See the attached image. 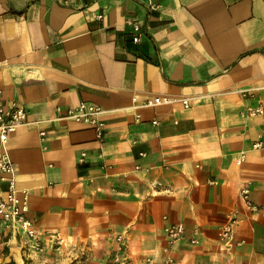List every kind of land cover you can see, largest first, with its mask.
Returning <instances> with one entry per match:
<instances>
[{
    "label": "crops",
    "instance_id": "obj_1",
    "mask_svg": "<svg viewBox=\"0 0 264 264\" xmlns=\"http://www.w3.org/2000/svg\"><path fill=\"white\" fill-rule=\"evenodd\" d=\"M155 1L0 0V103L29 111L8 147L46 246L0 227L13 248L50 259L60 237L108 257L123 235L128 264H264V212L241 197L250 182L264 203V113L246 114L264 104V0ZM159 96L176 100L149 104ZM82 100L105 110L103 139L60 117ZM180 220L168 263L166 226Z\"/></svg>",
    "mask_w": 264,
    "mask_h": 264
},
{
    "label": "built area",
    "instance_id": "obj_2",
    "mask_svg": "<svg viewBox=\"0 0 264 264\" xmlns=\"http://www.w3.org/2000/svg\"><path fill=\"white\" fill-rule=\"evenodd\" d=\"M81 1V0H73ZM150 8H157L160 6L155 0H147ZM100 14V17H103ZM130 22L134 25L136 35L134 39L136 41L141 40V33L143 25L140 22L130 19ZM176 98L169 96L157 97L149 101V104H159L165 102L175 101ZM187 105L190 104V98H181ZM60 112V117L72 118L79 121L86 122L92 125L96 131L99 139H103L106 130V121L103 117L105 110L95 104L90 103L86 100L80 101L76 106L69 107L66 111H63L61 106L58 107ZM264 113V104H259L256 106H249L246 109L247 115H257ZM137 119H141L138 115ZM29 122V111L27 107L19 102L13 101L10 104L0 103V139L2 141L3 150L0 153V227L5 228L8 231L23 233L30 240V246L38 251L45 250V239L41 235V231L38 227L37 220L31 215V193L27 188H22L18 184V179L16 175V169L14 162L11 158L9 151V141L11 133L18 130L21 126ZM155 123L159 120L155 119ZM41 135L45 137L47 131L45 129L41 130ZM254 148H261L264 146L262 140H258L253 144ZM248 151L246 149L240 152L237 158V162L242 164L247 159ZM87 156V151H83L81 155V160L84 161ZM5 183L4 187L1 185ZM252 188L251 183H245L241 188V197L246 202V205L254 211L264 212V203L256 202L251 195ZM237 217L233 216L232 219L220 228L219 234L220 238L224 241H231L233 233L235 231V223ZM187 226L182 220L170 222L166 226L167 234V245L165 250L168 252L167 262L173 263L175 257L172 255V250L174 247L185 237ZM199 233L200 229L198 227L194 228L193 235L191 237V242L194 244L199 243ZM120 241L118 247V252L115 259L118 261L121 259V253L125 249V242L123 235L117 237ZM63 239L60 237L55 238V243H62ZM149 263L153 262L149 259Z\"/></svg>",
    "mask_w": 264,
    "mask_h": 264
},
{
    "label": "rangeland",
    "instance_id": "obj_3",
    "mask_svg": "<svg viewBox=\"0 0 264 264\" xmlns=\"http://www.w3.org/2000/svg\"><path fill=\"white\" fill-rule=\"evenodd\" d=\"M61 244V243H60ZM56 250H52L50 259L39 255H28L20 248H13L0 239V263L15 260L17 264H128V252L121 253V259L116 260L118 249L111 251L108 257L95 256L92 244L85 245L81 252L73 249H59V243H55ZM58 245V246H57ZM125 248V247H124Z\"/></svg>",
    "mask_w": 264,
    "mask_h": 264
},
{
    "label": "trees",
    "instance_id": "obj_4",
    "mask_svg": "<svg viewBox=\"0 0 264 264\" xmlns=\"http://www.w3.org/2000/svg\"><path fill=\"white\" fill-rule=\"evenodd\" d=\"M0 264H17L15 260H12L10 262H6V263H0Z\"/></svg>",
    "mask_w": 264,
    "mask_h": 264
}]
</instances>
